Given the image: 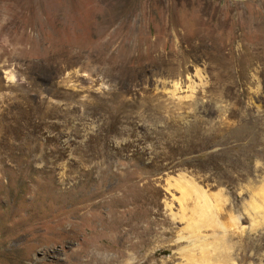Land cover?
I'll return each mask as SVG.
<instances>
[{
	"label": "rangeland",
	"instance_id": "374dc122",
	"mask_svg": "<svg viewBox=\"0 0 264 264\" xmlns=\"http://www.w3.org/2000/svg\"><path fill=\"white\" fill-rule=\"evenodd\" d=\"M223 228L264 264V0H0V264H204Z\"/></svg>",
	"mask_w": 264,
	"mask_h": 264
},
{
	"label": "bare ground",
	"instance_id": "6f19581e",
	"mask_svg": "<svg viewBox=\"0 0 264 264\" xmlns=\"http://www.w3.org/2000/svg\"><path fill=\"white\" fill-rule=\"evenodd\" d=\"M237 161V160H236ZM181 178H183V180H185L186 182H188V183H190L191 181L188 179H184L185 177L184 176H181ZM185 184V183H184ZM199 189V188H198ZM197 194H199V195H197V196H199L200 198V201H198L197 202V204H196V206H197V208L198 209H200L201 210V212L205 209H207L208 208V210L207 211H209V208H211V207H213V208H215V206L214 205H211V202L209 201V199H208V196H207V194L205 193V191H203V190H201V189H199L198 190V192H197ZM251 202H252V204H253V200H251ZM255 205V204H254ZM257 205V204H256ZM217 208L216 209H218V206H216ZM257 207V206H256ZM211 210H212V208H211ZM210 210V211H211ZM199 211V210H198ZM200 212V211H199ZM200 212V213H201ZM206 212V211H205ZM204 212V213H205ZM213 214V213H212ZM204 215H206V213L204 214ZM211 215V214H210ZM209 215V216H210ZM208 216V217H209ZM241 217V216H240ZM201 227V226H200ZM199 227V231L201 230V228ZM196 229V230H197ZM222 229V228H221ZM197 230V231H198ZM228 236H227V233H226V229L225 228H223V233L221 234V236H219V239H220V246L215 250V252L214 253H212V254H207V255H205L204 256V258H205V262H204V264H214V263H216L217 262V264H232L231 263V251H229V244H228V240H229V238H227ZM244 240V239H243ZM243 240L241 241L242 242V244H239V243H235L234 244V246H235V250H234V252H235V254H236V256H235V260H236V263L237 264H242V262H243V260L244 259H246L247 257H252V255H249L248 253H247V251L251 248L250 247V244L249 243H246L245 244V246H244V242H243ZM251 242V241H250ZM255 246V245H254ZM260 248V247H259ZM252 249V248H251ZM207 252V251H206ZM215 259L216 261L213 263V262H211L210 261V259ZM233 264H235V263H233Z\"/></svg>",
	"mask_w": 264,
	"mask_h": 264
}]
</instances>
